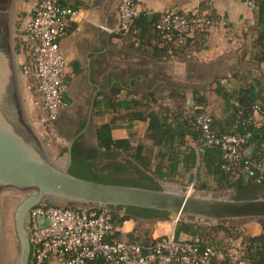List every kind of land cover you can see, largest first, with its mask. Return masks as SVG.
Here are the masks:
<instances>
[{"label":"crops","instance_id":"crops-1","mask_svg":"<svg viewBox=\"0 0 264 264\" xmlns=\"http://www.w3.org/2000/svg\"><path fill=\"white\" fill-rule=\"evenodd\" d=\"M120 2L73 0L69 4L78 11V16L71 21L67 35L61 40L68 70L63 83L65 106L58 119L77 116L78 120L73 123L86 124L82 132L83 141L86 142L85 137L89 136L94 137L95 142L97 126L112 123L114 140L129 139L134 148L142 145L144 154L149 155L146 154L147 148L152 149L149 120H130L131 112L147 110L149 113H161L164 108L176 109L184 101L187 107L194 108L188 103V98L193 96L195 102L197 93L208 98V110L217 109L221 99L213 91L214 82L221 80L227 84V79L232 78L237 70L241 75L250 71L248 78L256 77L264 85V73L258 67L240 66L255 26V12L247 6L246 0H134L140 17L124 35L115 32ZM166 11H198L217 16L227 24L206 30L207 34L201 38L195 36L194 31L185 37L189 40L186 46L185 38L178 40V45L183 46L180 49L175 47L178 53L164 55L157 40L150 37L153 33L147 30ZM22 39L21 34L25 60L28 53ZM231 82L238 83L232 79ZM24 83H27L26 79ZM109 105L111 112L99 113ZM255 117L257 121L262 120L259 114ZM153 151L156 153L157 149L153 147ZM100 161L105 163L104 167L108 164L126 166L129 172L140 170L153 177L131 154L123 151H100ZM104 167L96 165V172H101ZM189 186L193 187V183ZM140 225H145L146 230H140ZM242 227L252 237L262 233L259 222ZM119 230L120 239L137 237L144 242L172 232L178 238L195 236L186 231L177 233L173 218L129 219Z\"/></svg>","mask_w":264,"mask_h":264},{"label":"built area","instance_id":"built-area-1","mask_svg":"<svg viewBox=\"0 0 264 264\" xmlns=\"http://www.w3.org/2000/svg\"><path fill=\"white\" fill-rule=\"evenodd\" d=\"M73 0H36L23 28V44L27 57L21 72L27 80L30 104L37 124L52 132L64 106V79L68 63L61 47L71 21L78 11L71 7ZM258 0H246L251 10ZM140 16L134 0H121L117 8L116 34L124 35ZM254 24V20L251 21ZM227 24L223 19L201 12L166 11L155 22L163 41L174 36L180 40L196 30H207ZM207 146L222 150L224 167L242 164L247 157L251 134H218L207 112L196 118ZM243 169L247 178L264 182V162L246 159ZM29 241L32 247L31 264H248L247 246L240 240L225 247L208 244L199 235L180 240L175 232L154 237L149 242L114 239L113 215L108 209L62 208L37 205L29 214ZM175 226L178 224L174 220Z\"/></svg>","mask_w":264,"mask_h":264},{"label":"trees","instance_id":"trees-1","mask_svg":"<svg viewBox=\"0 0 264 264\" xmlns=\"http://www.w3.org/2000/svg\"><path fill=\"white\" fill-rule=\"evenodd\" d=\"M254 12L255 26L252 29V39L246 48L244 58L240 60V66L258 67L264 73V0H258ZM149 26L151 28L147 31L153 33L150 37L157 40L159 50L164 55L170 56V52L178 53L176 48L183 47L178 45L180 40L178 36H174L169 42L163 41L155 29V23ZM195 33V36L200 38L207 34L206 30H196ZM185 40H187L186 46L189 40L188 38ZM244 74L241 75L240 70L235 71L232 78L227 79L228 85L223 84L221 80L214 82L213 91L221 99L217 109L208 110L210 105L208 98L204 94L197 93L194 108L187 107L184 101L176 109L164 108L161 113L155 111L149 113L147 110L131 112L130 120H149V140L152 144V149H146V154L149 155L144 154V146L138 145L134 148L129 139L114 140L112 123L97 126L93 146L83 140H76L73 144V164L82 163L80 157L85 153V159H90L100 151L107 153L123 151L131 154L146 171L152 173L153 177L140 170L132 173L126 166H112V164H108L101 172H90L86 169L79 173L74 170L71 172L87 180L151 189H161L156 178L178 183L184 187L193 183L196 190L204 191L221 192L234 189L244 193L252 188H264V182L258 183L253 178H247L243 169V161L246 159L258 163L264 162V85L256 77L249 79L250 71ZM231 79L239 84H234ZM121 105L124 106L123 103ZM111 109L109 105L99 113L111 112ZM202 112L210 115L213 128L218 134H251L248 143V147H254L251 157L245 156L241 160L242 164L225 168L222 150L217 146H207L202 140V132L196 124V118ZM256 112L262 116L261 121H257ZM153 147L157 149L156 153ZM247 198L254 197L236 199ZM111 213L115 227L113 238L116 240L120 239L119 228L129 219H170L166 213L143 208H127L125 215L113 211ZM259 223L262 226V233L255 237L248 235L242 226L195 225L184 221L178 222L177 233L186 231L199 235L208 244L218 247H225L228 242L240 240L247 246L244 257L248 264H264V220ZM129 240L139 239L130 237ZM95 264L105 263L98 261Z\"/></svg>","mask_w":264,"mask_h":264},{"label":"water","instance_id":"water-1","mask_svg":"<svg viewBox=\"0 0 264 264\" xmlns=\"http://www.w3.org/2000/svg\"><path fill=\"white\" fill-rule=\"evenodd\" d=\"M17 1L0 0V219L5 206L16 197L12 224L17 264H31L29 214L33 207L42 204L108 209L123 215L126 208H143L166 213L176 222L195 225L241 227L264 220V197L236 199L208 191L191 193L183 186L162 180H158L161 189H151L75 176L70 167L76 138L69 141L66 160L59 161L24 107L23 75L18 70L13 41ZM188 103L195 106L193 96H189ZM253 151L254 147L248 148L247 158ZM11 253V241L5 238L0 225V264L13 262Z\"/></svg>","mask_w":264,"mask_h":264},{"label":"rangeland","instance_id":"rangeland-1","mask_svg":"<svg viewBox=\"0 0 264 264\" xmlns=\"http://www.w3.org/2000/svg\"><path fill=\"white\" fill-rule=\"evenodd\" d=\"M36 2V0H18L17 1V6H16V10H15V17H14V24H13V41H14V48L16 51V61H17V65L19 67V72L21 74V63L23 62L24 58H25V52L22 49V42H21V34L23 32V28H24V23L26 18L28 17L34 3ZM21 94L23 97V103H24V107L25 110L27 112V115H29L30 119L34 122L35 127L39 133V135L41 136V138L46 142V144L48 145L51 153L53 154V156L59 158L61 160V162H64L65 156L66 154V150H67V146L69 145V141L72 139L68 134H65V136H61V134L59 133L58 128H56V123L54 126V132L51 133L46 132V130H44L43 127L39 126L37 124L36 121V115L32 110L31 104H30V94L27 91L26 87H25V83H24V77L21 78ZM68 135V136H67ZM72 135V134H71ZM86 142L93 146L94 145V137H89L86 136ZM105 163L104 162H98L97 167H104ZM181 186V184H178ZM184 187V186H183ZM184 189L186 191H189L191 193H194L195 191H204V190H196L194 187L192 186H186L184 187ZM208 192H215L212 190H205ZM215 193H219L220 195H223L224 197H229V198H239L236 196L237 190L231 189V190H226V191H221V192H215ZM251 197L257 198V197H264L263 193L257 192L254 195H252ZM17 201V198L14 197L4 208V210L2 211L1 214V219H0V225L3 229L5 238L9 239L11 241V249H12V258H13V262L9 263V264H17V260H18V250H17V242L14 238V232H13V212H14V208H15V203ZM140 230H146V226L145 225H140ZM142 228V229H141Z\"/></svg>","mask_w":264,"mask_h":264},{"label":"flooded vegetation","instance_id":"flooded-vegetation-1","mask_svg":"<svg viewBox=\"0 0 264 264\" xmlns=\"http://www.w3.org/2000/svg\"><path fill=\"white\" fill-rule=\"evenodd\" d=\"M78 113V110H77ZM78 118L76 116V118L73 119H63V120H57L56 121V125L57 128L60 132L64 133V134H68L72 139L76 138V140H82V132L84 131L86 124H78V123H73V121H77ZM72 134V135H71ZM67 135V136H68ZM84 156H86V153L83 154ZM84 156H81L80 158L82 159L81 162L82 163H76L73 164V160H72V164L70 167V170H74L76 173H79L81 170L86 169V171H90V172H96V165L97 162L100 159V153L97 154L95 157L90 158V159H85ZM74 165V166H73ZM260 192L264 194V188H260V189H249L246 192H237L236 196L237 197H251L252 195H254L255 193ZM127 211V208L125 209V213ZM138 219H142V220H151L154 218H147V219H143V218H138Z\"/></svg>","mask_w":264,"mask_h":264}]
</instances>
